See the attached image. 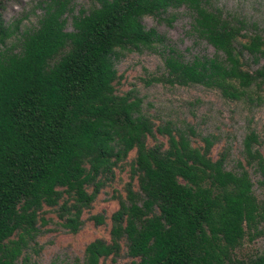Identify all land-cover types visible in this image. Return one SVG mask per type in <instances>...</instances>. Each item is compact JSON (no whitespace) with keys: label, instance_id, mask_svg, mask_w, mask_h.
Returning a JSON list of instances; mask_svg holds the SVG:
<instances>
[{"label":"trees","instance_id":"obj_1","mask_svg":"<svg viewBox=\"0 0 264 264\" xmlns=\"http://www.w3.org/2000/svg\"><path fill=\"white\" fill-rule=\"evenodd\" d=\"M74 1L41 0L36 26L15 50L0 49V264H25L17 259L37 232L42 206L55 207L61 225L75 232L81 211L131 150L108 239L86 243L72 264L114 261L122 243L130 264H264V251L234 254L244 238L264 234V158L252 146L254 132L243 136L241 154L260 176V196L244 165L226 168L225 151L211 157L209 136L193 145L192 128L155 126L138 97L113 87L118 54L160 44L157 80L264 103V29L224 15L209 0H88L73 13ZM179 7L189 16L188 35L210 45V56L185 57L141 23ZM8 35L0 14V42ZM91 218L102 223L100 215Z\"/></svg>","mask_w":264,"mask_h":264},{"label":"rangeland","instance_id":"obj_2","mask_svg":"<svg viewBox=\"0 0 264 264\" xmlns=\"http://www.w3.org/2000/svg\"><path fill=\"white\" fill-rule=\"evenodd\" d=\"M41 0H0V14L8 32L0 49L15 50L24 32L36 26V20L41 12ZM212 6L219 7L224 15L243 20L249 28L264 29V0H209ZM88 0H75L72 12L87 9ZM173 15L170 24L164 17ZM66 28L70 29L69 18ZM145 28L153 27L162 35L164 42L180 51L185 57L192 54L210 56L213 48L204 42H198L188 35L189 16L182 7L168 9L160 16L146 15L141 18ZM248 29L246 34L252 33ZM244 41L245 38H239ZM162 46L155 44L153 49L124 51L118 54L114 61L116 80L113 83L116 94L130 92L140 100L141 111L149 116L153 124L162 125L169 122L183 130L192 128L190 136L193 145H201L199 136L207 135L213 141L210 155L215 158L221 151L226 152L225 165L235 169L237 163L244 165L242 138L248 131H253L256 142L253 147L264 158V103L248 102L246 100H229L222 97L215 89L201 85L186 86L171 85L157 80L163 72ZM154 138L165 142V136L154 133ZM147 143H152L150 138ZM134 150L128 152L126 158L113 168L112 177L104 182L94 200L87 209L80 213L81 225L71 232L61 225L55 207L42 206L38 212L35 226L37 232L22 250L17 263L25 264H72L81 260L86 243L95 239H108L110 215L118 206V198L124 197V184L129 180V165L133 159ZM252 181V189L260 196L262 187L256 182L260 176L244 165ZM136 189L135 180L132 181ZM100 215L102 223H95L91 218ZM264 251V234L251 241L244 238L241 245L235 249L237 257L247 258ZM134 258L125 252L122 243L119 255L106 264H130Z\"/></svg>","mask_w":264,"mask_h":264}]
</instances>
